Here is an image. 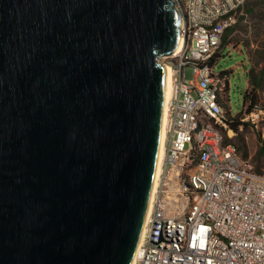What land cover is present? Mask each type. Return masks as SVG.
Here are the masks:
<instances>
[{"label": "water", "instance_id": "95a60500", "mask_svg": "<svg viewBox=\"0 0 264 264\" xmlns=\"http://www.w3.org/2000/svg\"><path fill=\"white\" fill-rule=\"evenodd\" d=\"M173 0H0V264H131Z\"/></svg>", "mask_w": 264, "mask_h": 264}, {"label": "built area", "instance_id": "2783aa9c", "mask_svg": "<svg viewBox=\"0 0 264 264\" xmlns=\"http://www.w3.org/2000/svg\"><path fill=\"white\" fill-rule=\"evenodd\" d=\"M248 1L173 0L182 42L161 56L171 84L163 154L134 264H264V172L224 137L218 96L230 75L212 61Z\"/></svg>", "mask_w": 264, "mask_h": 264}, {"label": "rangeland", "instance_id": "374dc122", "mask_svg": "<svg viewBox=\"0 0 264 264\" xmlns=\"http://www.w3.org/2000/svg\"><path fill=\"white\" fill-rule=\"evenodd\" d=\"M256 35L260 37L254 39ZM230 37L232 38L229 44L230 47L227 46L222 49L221 56L215 64L217 71H230L228 94L222 96L223 99H220L224 112L227 115L230 109L233 114L239 112L241 109L243 96L248 83L246 71L249 66L254 67V74H258L264 70L263 13L258 11L257 13L247 14ZM248 39L250 44L242 45L245 52L243 50L239 51V42H246ZM232 46L235 48H232ZM158 60H162L161 56H159ZM189 74L190 71L188 70V76ZM256 93L259 99L258 106L255 108L257 111L256 121L244 120L243 122H246V124L241 125L237 131H234L228 126L221 128L224 137L237 146L241 156L248 158L257 171L264 172V157L258 155L259 149L262 146L264 147V78L261 86L257 88ZM247 107L248 101L245 109ZM245 109L243 110V116L247 113ZM229 129L231 130L229 131Z\"/></svg>", "mask_w": 264, "mask_h": 264}, {"label": "trees", "instance_id": "16d2710c", "mask_svg": "<svg viewBox=\"0 0 264 264\" xmlns=\"http://www.w3.org/2000/svg\"><path fill=\"white\" fill-rule=\"evenodd\" d=\"M244 7L245 8L243 10V14L238 17L237 21L232 26L228 27L225 30L223 37L221 39V42L218 46V49H217V51L213 57V60H212L215 64H216L217 60L219 59V57L221 56L222 49L227 47V46L230 47L229 44L231 43V39H232L230 37V35L235 31V29L240 24V22L243 19H245L247 14L257 13L258 11H260V13H263V15H264V0H250L245 4ZM259 37L260 36L256 35V36H254V39H258ZM236 42H238V41H236ZM239 43H240L239 51H242V50L244 51L243 46H245L246 44L249 45L250 41L248 39V40H246V42H239ZM233 47L234 46H232V48ZM223 72L229 73L230 71L224 70ZM246 73H247V77H248V83H247V87H246V90H245V93L243 96V102H242L241 109L239 110V112H236L235 114H233L231 109H230L229 114L227 115V113H226L224 115V118H225L224 122H225L226 126L232 128L234 131H237L241 125L246 124V122H243L244 121L243 110L245 109V105H246L247 101H248V107L245 109V112L247 111V113L252 111L253 109H255L258 106L259 99L257 97L256 90H257V88H259L261 86L263 78H264V70H262L258 74H254L255 70H254V67H252L251 65L249 66ZM228 89H229V84L228 85L226 84L224 92L227 91ZM225 95L226 94H224L223 96H225ZM220 99H223L222 96H218V101L221 104ZM226 140L231 142L227 138H226ZM232 144L238 150L237 146L234 143H232ZM258 155L264 157V147L263 146L259 149Z\"/></svg>", "mask_w": 264, "mask_h": 264}, {"label": "bare ground", "instance_id": "6f19581e", "mask_svg": "<svg viewBox=\"0 0 264 264\" xmlns=\"http://www.w3.org/2000/svg\"><path fill=\"white\" fill-rule=\"evenodd\" d=\"M181 38L180 41L178 43V46L176 48V51L180 48L181 46ZM170 92H171V84H170V77H169V71L167 69L166 71V80H165V90H164V102H163V112H162V128H161V138H160V146H159V151H158V157H157V165H156V172H155V177H154V182H153V187H152V192H151V196H150V201H149V206H148V212L150 210V205H151V201L153 199V195H154V190L156 187V183H157V176H158V172H159V165L161 162V158H162V154H163V149H162V142H163V137H164V124H165V114H166V106H167V100L170 96ZM141 239H139V243L141 242ZM136 253L134 254L133 260L131 264H134L135 258H136Z\"/></svg>", "mask_w": 264, "mask_h": 264}]
</instances>
